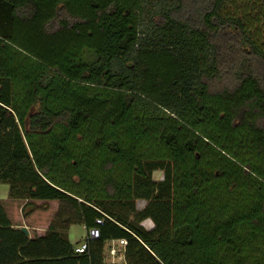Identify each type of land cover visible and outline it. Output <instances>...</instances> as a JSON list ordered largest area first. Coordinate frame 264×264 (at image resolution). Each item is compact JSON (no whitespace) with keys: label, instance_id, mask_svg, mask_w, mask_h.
Wrapping results in <instances>:
<instances>
[{"label":"trees","instance_id":"obj_1","mask_svg":"<svg viewBox=\"0 0 264 264\" xmlns=\"http://www.w3.org/2000/svg\"><path fill=\"white\" fill-rule=\"evenodd\" d=\"M164 1L0 0V183L101 233L77 254L0 203V264H264V0Z\"/></svg>","mask_w":264,"mask_h":264},{"label":"rangeland","instance_id":"obj_2","mask_svg":"<svg viewBox=\"0 0 264 264\" xmlns=\"http://www.w3.org/2000/svg\"><path fill=\"white\" fill-rule=\"evenodd\" d=\"M164 0H150V4L148 9L158 8L160 5H164ZM145 19L147 15H144ZM261 31H264V27L260 28ZM264 40V33L261 37ZM210 88L212 91H218L222 88L228 87L230 82L228 80L223 81H213L209 82ZM163 179V172H156L154 174V180L159 182ZM9 185L6 183H0V203L4 210L5 215L7 216L10 223L15 228H19V226L27 225L30 229L36 228L39 225H44L47 228L49 227H60L63 226L67 228V233L70 239V243L73 247H77L78 245H82L86 239V230L82 223L79 222V216L76 212L65 202H42L36 201L33 203L35 207L33 212H31V207L23 209L26 204L25 201L22 200H13L9 197ZM147 201L139 200L135 202L136 212H140L143 210ZM120 213H123L121 210ZM127 218L131 222H136L135 213L128 212L126 213ZM69 220V224L65 223V220ZM68 226V227H67ZM146 230H151L154 227V224L151 220H146L140 223ZM32 236H37L34 230H31ZM114 245L108 244L105 252V263L107 264H124L125 263V250L121 242H115ZM117 247L114 254L109 253L110 250L114 247Z\"/></svg>","mask_w":264,"mask_h":264},{"label":"built area","instance_id":"obj_3","mask_svg":"<svg viewBox=\"0 0 264 264\" xmlns=\"http://www.w3.org/2000/svg\"><path fill=\"white\" fill-rule=\"evenodd\" d=\"M96 224L97 225H102L103 221L102 220H97ZM100 234L101 233H100V229H99L98 226L86 230V238L87 239L96 240V239L100 238ZM112 242L113 243L121 242L122 245H123V248L125 250V247H126V244H127L125 240H117V241H112ZM113 243L110 244V245H114ZM87 250H88V245H87V242L85 241L82 245H80L78 248H76L75 251H76L77 254H84L85 252H87ZM111 251H112L111 254H114V252L116 251L115 247L113 248V250L111 249Z\"/></svg>","mask_w":264,"mask_h":264},{"label":"crops","instance_id":"obj_4","mask_svg":"<svg viewBox=\"0 0 264 264\" xmlns=\"http://www.w3.org/2000/svg\"><path fill=\"white\" fill-rule=\"evenodd\" d=\"M63 226H60V227H56V229H58V231L60 232V233H62V234H64L66 237H67V239H68V241L70 242V239H69V236H68V233H67V228L66 227H64V224H62ZM21 227H23V226H19V228H21ZM25 227H27L28 228V231H29V237L30 238H34V237H36V236H32V232H31V230H34L35 231V234H37V236H44L48 231H50V229H51V227H49V228H47L46 229V227L44 226V225H39V226H37L36 228H29L27 225H25ZM68 227V226H67ZM86 230V229H85ZM87 239V238H86ZM86 239H85V241H86ZM84 241V242H85ZM83 242V243H84ZM113 242L112 241H110V242H107L106 243V246H105V252H106V248H107V246H108V244H112ZM80 245H78L77 247H75V249L76 248H78ZM115 249H117V247L115 246ZM112 251L110 250V253H111ZM105 261H106V258H105ZM107 262V261H106ZM107 264V263H106Z\"/></svg>","mask_w":264,"mask_h":264},{"label":"water","instance_id":"obj_5","mask_svg":"<svg viewBox=\"0 0 264 264\" xmlns=\"http://www.w3.org/2000/svg\"><path fill=\"white\" fill-rule=\"evenodd\" d=\"M20 229L22 230V232H23L24 234H26L27 236H29V231H28V228H27V227L23 226V227H21Z\"/></svg>","mask_w":264,"mask_h":264}]
</instances>
